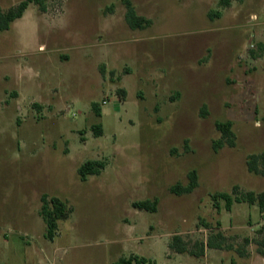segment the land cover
<instances>
[{"label": "rangeland", "instance_id": "rangeland-1", "mask_svg": "<svg viewBox=\"0 0 264 264\" xmlns=\"http://www.w3.org/2000/svg\"><path fill=\"white\" fill-rule=\"evenodd\" d=\"M131 1L150 28H129L122 0H44V11L32 4L0 34L17 63L0 59V101L18 97L0 103V193H14L13 215L34 221L35 237L46 231L40 196L68 202L74 212L54 245L45 237L51 257L58 248L66 264L135 255L151 264H264L258 245L244 242L264 238L258 206L228 211L212 199L236 186L264 193V177L247 168L250 155L264 152V0ZM228 121L236 145L216 152V123ZM90 160L107 166L83 182L78 169ZM192 171L198 188L172 194ZM155 199L156 213L134 207ZM218 223L233 249L206 248L200 258L170 250L175 235L190 249L207 242ZM20 232L13 237L39 243Z\"/></svg>", "mask_w": 264, "mask_h": 264}, {"label": "trees", "instance_id": "trees-1", "mask_svg": "<svg viewBox=\"0 0 264 264\" xmlns=\"http://www.w3.org/2000/svg\"><path fill=\"white\" fill-rule=\"evenodd\" d=\"M123 5L126 8L125 20L129 28L132 30H145L152 26L153 22L144 16H140L131 0H122ZM35 4L45 10L44 0H23L17 6L10 8L8 11H3L0 7V34L8 31L11 25L21 19L25 12L28 10L29 6ZM231 4V0H221V6L228 7ZM113 7H111V10ZM220 18L221 13L217 12L210 15V18ZM126 95V91H122ZM40 108V107H39ZM203 115L206 116V108L203 110ZM217 130L221 133V139L217 140L213 144V148L216 152L224 147L234 148L236 145V133L233 129L234 124L231 121L228 122H217ZM96 137L102 136V126H94L93 129ZM106 163L102 160H90L85 162L78 169V175L81 181L86 182L90 176H99L106 169ZM247 168L251 174L256 176L264 177V152L259 154L250 155L247 159ZM189 183L184 186L182 184H177L170 189V192L176 196H184L192 194L199 185V177L196 171H192L188 175ZM239 187L236 186L233 189L232 194L229 193H216L212 196L213 201L217 204L220 201L226 203L227 210L230 211L234 204L247 203L250 206H258L260 212L264 214V193H256L253 191H248L242 194L238 193ZM41 207V216L43 217L47 233L46 238L53 241L59 232L60 222L67 221L72 216L74 209L68 204V202L61 200L58 197L49 198L47 195H43ZM158 199L154 201L146 200L134 203V207L138 210H143L149 213H156L158 210ZM207 229L213 228L209 224H205ZM219 231L212 233L207 242H196L193 249H190L188 241H186L181 235L173 236L169 248L171 251L178 254H190L194 257L200 258L205 255L206 248L211 249H233L229 245V240L226 235L220 231L221 224H217ZM260 234H264V227L259 230ZM246 245L251 243H256L258 245V252L264 258V238L261 241H254L249 238L244 239ZM237 252L241 256H245V250L238 249ZM147 264L149 261L146 258H140L137 256L131 257L129 260L122 259L119 264ZM231 264H237L232 261Z\"/></svg>", "mask_w": 264, "mask_h": 264}, {"label": "crops", "instance_id": "crops-1", "mask_svg": "<svg viewBox=\"0 0 264 264\" xmlns=\"http://www.w3.org/2000/svg\"><path fill=\"white\" fill-rule=\"evenodd\" d=\"M30 6H29V8H30ZM26 13H27V11L25 12V14ZM25 14L21 19L15 21L11 25V27L8 31H5L3 33H7L9 31H11L14 28V26L16 24H18V22L20 20L24 19ZM3 33H1V34H3ZM2 45L7 46V48L6 47L5 48L2 47V49L0 48V55L2 56V58L0 57V59L2 60L3 58L8 57V58H5V59H9L8 63H11L17 67V63L15 61L12 62V60L15 58L12 57L11 51L16 49V48L14 49L12 42H6V43L4 42V44H2ZM1 62H3V61H1ZM3 79L5 80V76L3 77ZM9 80H10V76H9ZM12 90H16V92L18 93V96H19V94L21 95V91L19 89L13 88ZM4 94L6 97L8 96V94H6V93H4ZM12 100H14V102L16 101V103H17L18 97L17 98L16 97L15 98L10 97V99H9V97L6 98L5 101L8 103L5 104L4 107H8L10 105V103H12ZM5 101L1 100L0 101L1 105H2V102H5ZM13 194L14 193H0V264H17L21 258L28 260V264L29 263L30 264H66L65 259L61 255H58L59 251H60V249H58V248L52 249L53 250V255H52L53 257H51V254H50V252H51L50 245L51 244L45 243L47 228H46V231H45V229L42 228L40 233L37 232L38 236H36V237H37L39 243L36 242L35 240H33L32 238L27 240V241H25L24 239H22V241H19V238L13 237V235H15V233H13L15 230H19V231H22L24 233H31L34 235L33 228L35 227L34 221L32 223L31 219L26 218V217L17 218L13 215V212H12L13 204H14ZM42 195L40 196L39 215H40V218L43 220L44 226H45L46 225L45 221H44V219L40 213L41 207H42V201H41V199L43 197ZM22 232H20L19 235H23V238L29 237L27 234H21ZM59 236H60V234L58 232L57 237H59ZM34 237H35V235H34ZM56 238L53 241L49 240L52 243V245H54ZM33 243H34V245H32ZM176 254L177 255H184V254H178V253H176ZM137 257H139V256H137ZM140 258H144V257H140ZM122 259H124V258H121L120 260H118L112 264H119ZM129 259H126V260H129ZM151 263L152 262L149 261L147 264H151ZM133 264H136V263L133 262Z\"/></svg>", "mask_w": 264, "mask_h": 264}]
</instances>
